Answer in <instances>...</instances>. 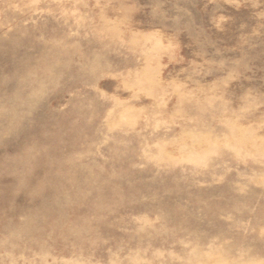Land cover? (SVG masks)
Wrapping results in <instances>:
<instances>
[{"label":"rangeland","instance_id":"1","mask_svg":"<svg viewBox=\"0 0 264 264\" xmlns=\"http://www.w3.org/2000/svg\"><path fill=\"white\" fill-rule=\"evenodd\" d=\"M0 264H264V0H0Z\"/></svg>","mask_w":264,"mask_h":264},{"label":"bare ground","instance_id":"2","mask_svg":"<svg viewBox=\"0 0 264 264\" xmlns=\"http://www.w3.org/2000/svg\"><path fill=\"white\" fill-rule=\"evenodd\" d=\"M158 162V161H157Z\"/></svg>","mask_w":264,"mask_h":264}]
</instances>
